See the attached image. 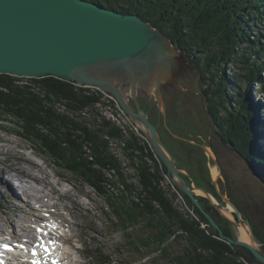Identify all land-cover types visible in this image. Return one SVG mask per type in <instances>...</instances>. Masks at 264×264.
<instances>
[{"label":"trees","instance_id":"obj_1","mask_svg":"<svg viewBox=\"0 0 264 264\" xmlns=\"http://www.w3.org/2000/svg\"><path fill=\"white\" fill-rule=\"evenodd\" d=\"M87 1L138 14L185 54L200 75L217 135L264 184V0ZM102 104L116 105L99 90L52 76L30 79L0 74V129L34 142L38 157L49 158L57 169L96 190L123 230L146 220L144 227L150 234L140 240L143 248L156 246L168 258L170 243L185 241L182 253L171 257L173 264H246L243 252L254 258L245 247L229 243V239L237 240L233 225L209 200L197 197L224 237L188 196L185 199L195 217L177 208V194L169 195L173 185L169 183L168 190L163 186L167 169L131 122L125 125L120 120L98 118L99 113L93 114L92 121L84 117ZM112 142L120 145L139 187L128 182L126 166L111 152ZM195 175L201 178L198 170ZM204 182L199 188L220 200L210 174ZM118 185L122 195L115 193ZM255 233L264 242V236L256 229ZM93 252L101 256L103 250ZM110 263L105 257L97 264Z\"/></svg>","mask_w":264,"mask_h":264},{"label":"rangeland","instance_id":"obj_2","mask_svg":"<svg viewBox=\"0 0 264 264\" xmlns=\"http://www.w3.org/2000/svg\"><path fill=\"white\" fill-rule=\"evenodd\" d=\"M181 56L175 72L161 88L165 108L160 110L154 94L148 90H139L140 103L151 121L159 125L161 139L172 156L175 158L179 155L183 158L179 159V156L175 158L176 164L183 175L188 177L186 181L196 199L202 197L209 200L219 210L220 215L232 223L237 240H244L250 243L249 245L255 244L253 242L255 241L264 254V242L255 233L256 229L264 236V184L248 163L217 135L208 113L200 75L186 56L179 54V57ZM26 78L38 79L27 76ZM228 90L230 92V89ZM254 91H256L254 99L257 102L260 96L257 88ZM128 97L129 103L133 105L130 96ZM115 109L120 108L106 107L102 104L87 112L84 117L92 121L93 114L99 113L98 118L120 120L118 122L125 125L131 122L134 131L147 139L145 132L140 129L141 126L123 115L121 109V112ZM111 152L126 166L128 182L139 187L135 171L124 158L117 142L111 143ZM37 153L34 142L24 141L0 129V228L4 231L0 239L8 237V234L12 235V231L21 239L35 237L34 226L43 220L39 214L40 210L49 214L55 211L58 214L55 219L60 215L59 219L64 223L60 231L66 233L69 240L65 245L73 264H97L98 261L103 262L105 257L110 258V264H173L171 257L182 253L185 244L183 240L170 243L172 245L169 246L168 253L171 256L168 258L156 246L143 248L140 240L146 239L150 234L149 229L144 227L146 220H142V225L132 226L128 231L123 230L111 214L105 198L85 183L77 182L72 174L57 169L49 158L38 157ZM159 162L165 167L160 160ZM215 168L217 175L214 177ZM19 169L22 171L18 172ZM197 170L201 178L196 177ZM108 172L107 176L114 179L113 174ZM17 174L20 176L19 182L23 183V190H20L17 184ZM209 174L220 200L198 186L205 185V176ZM33 176L37 181L32 178ZM166 179L163 186L168 190V184L173 185L169 195L177 194L175 200L177 208L195 217L189 202L185 199L187 195L175 187L169 175ZM121 188L118 185L115 193L122 195L124 191L121 193ZM198 190L204 194L196 192ZM227 201H232L242 212L239 218L235 214V209L232 216L225 210L231 206ZM126 202V206L129 207L130 200L127 199ZM45 206L47 207L44 208ZM244 223V226L241 225ZM243 230L245 234L242 233ZM96 248L103 250L101 256H95L93 251ZM243 256L248 264L257 262L249 252H243Z\"/></svg>","mask_w":264,"mask_h":264},{"label":"water","instance_id":"obj_3","mask_svg":"<svg viewBox=\"0 0 264 264\" xmlns=\"http://www.w3.org/2000/svg\"><path fill=\"white\" fill-rule=\"evenodd\" d=\"M179 54L185 55L161 30L138 14L120 13L87 0H0V74L52 76L99 90L114 100L127 118L141 125L175 187L224 237L189 188L161 139L159 125L151 121L138 96L139 90H148L154 94L160 110L165 108L161 88L175 72L182 58ZM227 203L239 218L242 212L232 201ZM228 241L245 247L258 263L264 264V254L256 242L252 246L239 239ZM244 262L248 264L246 258Z\"/></svg>","mask_w":264,"mask_h":264},{"label":"bare ground","instance_id":"obj_4","mask_svg":"<svg viewBox=\"0 0 264 264\" xmlns=\"http://www.w3.org/2000/svg\"><path fill=\"white\" fill-rule=\"evenodd\" d=\"M178 51H179V50H178ZM137 124H138L139 127L141 126L139 123H136V125H137ZM20 170L22 171V169H19L18 172H19ZM23 171H24V170H23ZM21 175H22V174H21ZM213 175H214V177L217 175L216 168L214 169ZM2 177H3V176H2ZM16 178H17L16 180L18 181L17 184H19V185H18V186H19V189H20V190H23V183H22V182H19V181H20V176H18V174L16 175ZM32 178L35 179V181H37L36 178H35L34 176H33ZM41 181H42V180H41ZM196 192H198V193H200V194H204V192L201 191V190H198V191H196ZM22 195H23V194H22ZM232 203H233V202H232ZM233 204H234V203H233ZM234 205H235V204H234ZM230 207H231V206H228L225 210L229 211V212H230V215L232 216V212H233L234 208L232 207V208H233V209H232V208H230ZM231 209H232V210H231ZM241 225L244 226L245 223H244V224H241ZM12 228H14V226H12ZM3 233H4V231L0 228V235H4ZM242 233L245 234V230H243ZM250 233H251V229H250ZM62 234H63V233H62ZM241 238L243 239L242 236H241ZM252 238H253V236H252ZM253 239H254V238H253ZM243 241H244V240H242V242H243ZM244 242H245V241H244ZM253 242L255 243V241H253ZM245 243H248V242H245ZM248 244H250V243H248ZM27 246H28V245H27ZM252 246H255V244H253Z\"/></svg>","mask_w":264,"mask_h":264},{"label":"snow or ice","instance_id":"obj_5","mask_svg":"<svg viewBox=\"0 0 264 264\" xmlns=\"http://www.w3.org/2000/svg\"><path fill=\"white\" fill-rule=\"evenodd\" d=\"M6 247H7V246H6ZM38 247H42V248H44V251H45V252L48 251V249L44 246V244H43L42 242L38 244ZM38 255H39V253H37L35 250H33V256H34V257H37ZM33 264H41V260H40V259H35V260L33 261Z\"/></svg>","mask_w":264,"mask_h":264}]
</instances>
